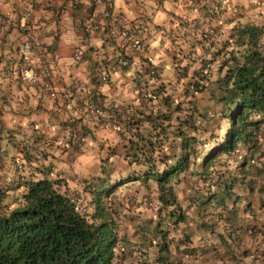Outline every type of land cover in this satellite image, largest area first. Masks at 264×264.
Returning a JSON list of instances; mask_svg holds the SVG:
<instances>
[{"label": "trees", "instance_id": "obj_1", "mask_svg": "<svg viewBox=\"0 0 264 264\" xmlns=\"http://www.w3.org/2000/svg\"><path fill=\"white\" fill-rule=\"evenodd\" d=\"M191 1L197 2V10L204 8L205 16L211 12L212 0ZM191 1L185 0L187 6ZM257 1L249 0L247 5ZM247 5L243 9L248 14L245 23L236 16L237 6H242L238 2L213 9L211 14L217 12L213 17L218 31L214 39L204 32V21L199 22L196 16L179 18L176 25L187 24V36L179 38L181 35L175 31L171 44L184 41L187 54L200 61L192 81L183 89V98H171L170 93L163 92L167 87L159 84L150 90V99L158 98L153 104L156 112L104 117L116 127L110 130L105 125L111 134L99 144V159L90 182L85 178L81 187L72 190L65 186L68 179L52 169L50 145L45 144L43 132L34 135L31 142L15 145L26 170L16 167L17 177L12 180L0 174V264H194L191 259L197 254L190 247L195 241L188 232V210H196L198 225L205 216L199 212L207 208L213 213L224 212L228 218L242 195L239 190L253 191L256 186L262 193L260 205H264V183H257L264 178V165L257 162L254 170L249 169L251 160L258 161L264 155L263 26L254 20ZM221 9L226 10L222 16V12L218 15ZM224 50L229 55L218 56ZM210 57L216 61L213 66L224 70L215 80L222 104L221 115L214 119L201 111L199 100L193 98L194 91L209 85L213 66L206 68L204 60L213 62ZM221 117H226L230 125L217 135L214 130L219 128ZM197 119L199 123L195 124ZM77 137L72 134L70 143L80 151ZM240 141L246 147L242 158L237 157ZM3 146L0 139V172L5 173L7 151ZM116 163L122 169L114 176ZM180 174L187 182L183 199L178 198L174 185ZM129 184L134 191L144 188L148 197L155 194L163 206H172L165 226L160 221L155 224L158 252H152L143 235L138 243H124V236L118 235L111 205L105 198L113 201L114 191ZM7 196L16 203L5 200ZM226 199H230L229 206L223 203ZM184 202L188 209H184ZM203 223L206 225L207 220ZM146 224L140 230L144 234L149 229Z\"/></svg>", "mask_w": 264, "mask_h": 264}, {"label": "crops", "instance_id": "obj_2", "mask_svg": "<svg viewBox=\"0 0 264 264\" xmlns=\"http://www.w3.org/2000/svg\"><path fill=\"white\" fill-rule=\"evenodd\" d=\"M70 1L41 0L33 12L30 23V27L39 34L51 54L53 83L57 92L56 98H53L45 89L24 81L20 73L19 48L26 33L19 27V15L24 8V1L0 0V14L12 21L8 30L0 31V139L1 145L3 144V148L7 151L5 173L0 172V174L6 180L17 177L18 170L14 160L19 157L20 152L15 145L31 142L34 135L43 132L45 144L50 145L49 160L53 170L57 172V168H60L59 177H66L68 183L65 186L72 190L71 177L69 174L62 173L72 164L67 162L68 158L72 157L70 143L72 134L85 130L91 131L93 137L102 139L108 137L111 132L104 128V119L89 120L84 113L77 115L72 121V109L67 107L68 104L83 103L86 97H93L102 105L105 118L111 115L128 116L129 113L141 116L145 110H148L145 107L147 105L135 93L139 85L138 81L142 84L141 82L147 80L141 71L140 54L128 49L123 40H108L102 30L87 31L84 23L93 9H102L104 4L108 5L113 17L123 22L135 20L138 17L148 18L150 23L148 39L153 46L148 54L154 60L163 53V45L159 44L160 40L168 43L170 47L173 45L170 39L175 33L176 23L181 16H196L199 22L204 21V25L207 23L210 25L212 21L203 13L204 8L196 11L193 9L197 8V4L191 6L188 3L187 6V2L191 0H186L187 2L160 0L159 3L154 0H103L102 3L96 0H79L76 7H71ZM218 1L216 0V4L218 3L219 6H224L225 3L230 6L237 2H249V0ZM257 3L264 35V0H258ZM145 5L151 9V14H148ZM209 5L211 9V3ZM189 13L197 14L189 15ZM222 27L225 28L226 25L223 24ZM75 49L81 50L82 57L79 62L72 63V52ZM182 49L184 50V47ZM119 51L128 53L130 66L111 74L107 82L100 81L95 74L97 66L107 63L108 59ZM148 54L146 56H149ZM85 55L89 56L88 62L83 60ZM186 55L185 59L193 61L190 58L194 56ZM193 62H196L195 58ZM122 91L124 92L121 93ZM174 98L182 99L183 97ZM157 101L158 98L151 99L152 104ZM199 101L197 102L199 108L201 105L209 106ZM219 102L222 104L220 100ZM261 128L264 130V123L261 124ZM214 131L218 135L223 132V129L217 128ZM261 138L264 139V132ZM90 139L92 141L94 138H89V141ZM74 153L79 151L76 150ZM12 156H15L13 160ZM5 200L12 202L13 205L16 203L10 196H7ZM231 224L233 231L230 233L237 241L249 231V224L241 222L238 218H235ZM255 234L254 238L259 240L260 236ZM207 243L209 242H205L204 245Z\"/></svg>", "mask_w": 264, "mask_h": 264}, {"label": "rangeland", "instance_id": "obj_3", "mask_svg": "<svg viewBox=\"0 0 264 264\" xmlns=\"http://www.w3.org/2000/svg\"><path fill=\"white\" fill-rule=\"evenodd\" d=\"M216 0H212L214 3ZM242 4V6L238 7L236 12V16H240V19L242 21L240 23H245V21L248 19V14H246L244 9V5L246 6L247 3L245 2H238ZM147 8L148 14H151V9L145 5ZM249 9L253 10L254 12H250L253 15L254 20L261 22L262 19L259 17L260 12L258 9V4H252V5H247ZM218 6L215 8L217 10ZM196 10V7L193 9ZM222 10V9H221ZM251 10V11H252ZM213 13V7L210 10ZM226 10L218 11V15L222 12L221 16ZM211 12L206 15L207 17H210L212 21L211 23H215L214 15L217 16V12L215 14H211ZM226 15V13H225ZM238 16V17H239ZM208 24V23H207ZM205 24V26H207ZM209 25V24H208ZM187 24H182L181 26L176 27V33L180 34L179 38L185 39L187 36ZM180 40V39H179ZM264 35L261 36V42L262 45H264ZM183 42L176 43L178 45V49H181L180 46L185 50H187V45L183 44ZM165 44V49H167L168 43ZM164 52V50H163ZM160 59L164 62L165 64L164 67L161 68L162 75L165 76V82H161V88L167 87L166 91H163L164 93H170V97H181L183 95V89L189 84L188 82L193 79V71L195 68V63H187L183 61L184 64H182V71L181 75L178 78L176 76L174 79L169 80L167 75L175 73V71L179 68L180 64V59L174 55V49L170 47L169 50V55L166 56V53L164 52L162 56H159ZM83 60L86 62L89 61V56L85 55ZM185 67V68H184ZM185 69V70H183ZM224 71L219 70L217 67L213 66L210 69V78H209V85L200 91H197L194 93L193 97H196V99L200 100L199 102L207 104L209 106L206 107V105H201L200 109L201 111L204 112H214L218 113L220 112L221 109V103L219 102V96L221 94V91L215 88L216 82L215 80L217 77L223 73ZM192 81V80H191ZM149 89L152 90L154 87L158 85H148ZM134 91V89H131ZM122 91L121 93H123ZM126 92V91H125ZM153 92V91H152ZM128 93V92H127ZM136 93V92H135ZM210 97V98H209ZM203 99V100H202ZM208 99V100H207ZM209 101V102H206ZM221 114L218 115V117ZM101 116L99 117H91L88 116L89 120H98ZM226 124L230 125V121H226L224 117L220 118L219 121V128L224 129L227 127ZM93 134H90L89 138H94L88 140L86 143V148H81L79 153H72V157L70 156L67 160V162H72L70 164L69 168H65L62 173H65L66 175L69 174V176L72 179V187H78L80 185L81 180H84L87 178V180L90 182L91 180V173H93L94 169L96 168V165L98 163L99 159V144L102 139H97L96 137L91 136ZM112 140V139H111ZM261 141L263 142L264 139L262 138ZM261 142V143H262ZM207 143H210L207 142ZM237 147L240 148V153L243 152V150L246 148L244 145L243 141H240L237 144ZM263 156H260L258 162V165H264V160ZM242 158V156H241ZM241 160V159H239ZM254 163H252L253 165ZM56 165V164H55ZM115 167V166H114ZM58 171H60L59 167L57 168ZM122 169L121 165L116 163V167L113 170V175L115 176L118 174V172ZM113 176V177H114ZM181 178L180 180L176 183L174 182V185L176 187V192L178 194V198L183 199L184 197V188L186 189L187 182L183 177V174H180ZM183 177V178H182ZM257 183L263 184L264 183V178H259ZM80 185L79 187H81ZM130 191H134L132 188L131 184L128 186H121L118 187L114 191V194L118 196V198L114 195L112 196L113 201L110 202L109 198H105V201L107 203H110V212L114 218L115 224H116V230L118 231V235L124 236L123 237V242H134L138 243L141 241L142 238H146V243H149L151 245L152 252H158V245L157 239L154 236V231L156 229V223L158 221L161 222L162 226H165V222L168 221V216H167V211L172 207L171 205L169 206H163L161 203L158 202L157 198L155 197V194H151V197L154 198V205L152 206H146V207H139L136 205H128L124 202V195ZM138 192V194L146 195L148 191H146L144 188H140L139 190L135 191ZM240 193L243 194V196H240V201L235 202V207H238L236 211L230 212V215H233L232 213L235 212L238 215V220L241 222L243 220H248L249 215L248 212H245L244 209V203L247 200L251 201V205L254 209L258 210V226L259 229L255 231V235H259L260 238L259 240L254 238V234L250 235L254 231H248L246 235L241 236V238L237 241V239L231 235L230 232L233 230L231 229L230 223H225L223 219H217V217L214 215L213 211H210L207 208L205 209L204 212L199 214H202L204 218L201 219V225H198L195 222V216H197L196 210L191 209L190 212V231L191 237H198V240H206V237H210V242L206 245H198L195 244L191 241L190 247H194V253L197 254L194 256V259H191L192 262L195 261L197 264H214V262H217L219 264H264V205H260V199L262 196V193L257 189V186L254 188V192L248 193L247 191H241L239 190ZM148 196V195H147ZM235 195L233 194V198ZM106 203V204H107ZM184 209H186L185 202L182 203ZM210 211V212H209ZM213 213V214H212ZM207 215V216H206ZM206 219L207 223L206 225H203V220ZM145 222H148L147 227L149 228L146 233H142L140 230L143 228ZM230 229V230H229ZM202 230V231H201ZM211 232H214V234H211ZM177 235V234H176ZM190 237V239H191ZM200 237V238H199ZM257 240L258 242H254ZM194 245V246H191ZM202 246V248H200ZM126 247V245H125ZM199 247V248H198ZM206 247V248H205ZM198 249V250H196ZM248 256L247 258H245ZM183 257V256H182ZM185 258V257H183ZM262 261H261V260ZM219 260V261H218ZM194 263V264H195Z\"/></svg>", "mask_w": 264, "mask_h": 264}, {"label": "built area", "instance_id": "obj_4", "mask_svg": "<svg viewBox=\"0 0 264 264\" xmlns=\"http://www.w3.org/2000/svg\"><path fill=\"white\" fill-rule=\"evenodd\" d=\"M24 8L19 15V27L22 31H25V38L23 39L19 48V57L21 60V71L24 81L27 83L38 86L45 89L52 97L57 96L55 86L53 84V66L50 60V51L47 45L43 42L39 34L30 27L33 12L41 3V0H23ZM98 3H102L103 0H96ZM159 2L160 0H154ZM79 0H71L70 6L76 7ZM197 2L191 1L190 5L195 6ZM102 9H93L91 15L86 21V28L89 30L99 29L100 27L107 26L108 35L113 38H124L126 45L136 52H145L150 49L149 44L146 41V28L148 21L143 17H138L135 20L123 22L120 19L113 17L112 10L108 5H103ZM101 18V19H100ZM11 20L4 18L0 14V31H6L9 29ZM208 34L216 32L214 26L205 27L204 29ZM163 34V33H162ZM165 35V34H163ZM80 51L75 50L72 55V61L77 62L80 59ZM129 65V58L123 53L114 54L111 59L103 65H100L97 71L98 77L102 81L108 80V77L112 73H116L121 69ZM146 75L150 81L158 82L160 80L158 69L151 63L144 64ZM141 98L144 102H149V92L147 89H141ZM72 109V114L77 115L80 113H86L88 115H99L101 113V106L92 98L86 99L83 103H76L73 105H67ZM213 113H209L212 116ZM77 145H82L85 136L78 135ZM18 169L24 168V161H17ZM130 200L137 201L138 205H150L152 201L147 198H138L136 194L129 197Z\"/></svg>", "mask_w": 264, "mask_h": 264}, {"label": "clouds", "instance_id": "obj_5", "mask_svg": "<svg viewBox=\"0 0 264 264\" xmlns=\"http://www.w3.org/2000/svg\"><path fill=\"white\" fill-rule=\"evenodd\" d=\"M253 1H256V0H253ZM197 6V5H196ZM213 7V9H215L216 7H217V5H216V1L213 3V2H211V8ZM111 9V8H110ZM90 15H91V13H90ZM90 15H88L87 16V18H86V20H85V23H84V27H85V29L87 30V31H97V30H102L105 34H106V38L108 39V40H123V43L125 44V46H127L128 47V45H126V42H125V40H124V38H122V37H116V38H113V37H111L110 35H108V28H107V26H104V27H100L99 29H95V30H89V29H87L86 28V21L88 20V18L90 17ZM144 19H146L147 21H148V25H147V28H146V35H147V38H146V41H147V43L149 44V46H150V49L149 50H147V51H145V52H136V51H133V50H131L129 47H128V49H130L131 51H133V52H135V53H139L140 54V57H139V63H141V67H142V69H141V71H143V75L145 76V78L147 79L146 81L144 80L143 82H141L142 84H140V81H138V87L135 89L136 91V94L140 97V99H141V101L144 103V104H146L147 106H145V107H147V109L149 110V111H152V112H156L157 111V109H156V107H154V105L151 103V99H150V89H149V86L148 85H159L161 82H163L164 80H165V76H163L162 75V72H161V68L162 67H164L165 66V64H163L164 62L162 61V59H160V58H158L157 60H154L151 56H150V54H148L150 51H151V49H152V44H151V42H150V40L148 39V35L150 34V32H149V26H150V23H149V20H148V18H145V17H143ZM101 19V18H100ZM209 26H214V24L213 23H211L210 25H207V26H205V27H209ZM215 27V26H214ZM216 29V28H215ZM204 32H205V30H204ZM208 34V33H207ZM209 36L211 37V38H216V37H218V31H216L215 33H212V34H209ZM160 43H162V45H163V50H164V52L166 53V56H168L169 55V50H170V47H167V49H165V45H164V43L162 42V40H160L159 41V44ZM173 49H174V55L175 56H177L179 59H180V64H179V68H178V70H176L175 71V73H173V74H170V75H167V77L169 78V80H171V79H174L176 76H178V78L180 77V75H181V71H182V64H184L183 63V61H185V62H187V63H194L193 61H194V59L191 57L190 58V60H193V61H189V60H187V59H185L184 58V56H187L186 54H187V52H188V50H181V49H178L177 47H178V45H172L171 46ZM180 48H182L181 46H180ZM75 50H79L80 51V56H81V50L80 49H75ZM74 50V51H75ZM73 51V52H74ZM187 51V52H186ZM73 52H72V55H73ZM163 52V53H164ZM117 53H123V54H125L126 56H128V58H129V65L127 66V67H125V68H128L129 66H130V64H131V61H130V57H129V55H128V53L127 52H125V51H119V52H117ZM162 53V54H163ZM116 54V53H115ZM149 55V56H146V55ZM162 54H161V56H162ZM114 55V54H113ZM112 55V56H113ZM225 56V57H227L228 55H229V52L227 51V50H224V51H222V52H220V54L218 55V56ZM111 56V57H112ZM82 57V56H81ZM81 57H80V59H81ZM111 57L108 59V61L111 59ZM210 58H212L213 59V57H210ZM80 59L77 61V62H79L80 61ZM189 59V58H188ZM214 60V59H213ZM107 61V62H108ZM196 62H195V65L197 64V61H199V60H195ZM206 61V62H205ZM200 62V61H199ZM204 62H205V67L206 68H211L214 64H216V61L214 60L213 62L212 61H208L207 59H205L204 60ZM72 63H76V62H73L72 61ZM147 63H151V64H153V65H155L156 66V68L158 69V72H159V76H160V80L158 81V82H152V81H150V79H149V77L146 75V72H145V65L144 64H147ZM106 64V63H105ZM101 65H103V64H101ZM185 65V64H184ZM99 66L100 65H98L97 66V68H96V70H95V74H96V76L98 77V75H97V71H98V68H99ZM186 66V65H185ZM187 66H189V65H187ZM125 68H123V69H125ZM185 68V67H184ZM123 69H121V70H123ZM120 70V71H121ZM183 70H185V69H183ZM220 70V69H219ZM221 71H224V70H221ZM54 72V71H53ZM119 72V71H118ZM117 73V72H116ZM112 74H114V73H112ZM222 74V73H221ZM111 75V74H110ZM110 75H109V77H110ZM54 76V75H53ZM109 77H108V80H109ZM99 78V77H98ZM99 80L100 81H102L100 78H99ZM108 80H106V81H102V82H107ZM30 84V83H29ZM54 84V83H53ZM142 88H145V89H147L148 90V92H149V102L148 103H146V102H144L143 100H142V98H141V89ZM196 91H194V93H195ZM51 96V95H50ZM52 97V96H51ZM53 98H56V97H53ZM88 98H92V99H94L97 103H98V101L95 99V98H93V97H86L85 99H84V101L86 100V99H88ZM100 106H101V113L99 114V115H95V116H93V115H88V114H86V113H84V114H86L87 116H91V117H99V116H101L99 119H104V117H106L105 116V114H103V109H102V105L100 104V103H98ZM69 105V104H68ZM72 105H73V103H72ZM148 106H149V108H148ZM209 113H213V115L212 116H209ZM81 114V113H80ZM207 114V116L209 117V118H212V119H214V118H216V117H218V115L220 114V112H218V113H214V112H207L206 113ZM77 115H79V114H77ZM76 114L75 115H73L72 114V121L76 118V116H77ZM104 115V116H103ZM103 116V117H102ZM224 119H226V117H224ZM226 121H228V119H226ZM100 123H102L101 121H100ZM194 123L195 124H198L199 123V121H198V119L196 120V121H194ZM104 125H106L107 127H109L110 128V130H113V128L114 127H116V125L115 124H112V123H109V122H105L104 123ZM227 126H229V124H226ZM225 127V126H224ZM104 128H106V127H104ZM225 129V128H224ZM223 129V130H224ZM263 130V129H262ZM264 131V130H263ZM78 135H84L85 136V140H84V142H83V144L82 145H80V147L81 148H84V146H85V144L87 143V141L89 140V137H90V134H92L91 133V131H87V133H83V131L82 132H80V133H77ZM215 134H216V132H215ZM219 135V134H218ZM262 136V135H261ZM51 137V136H50ZM262 139V138H261ZM80 148V149H81ZM246 150V148L243 150V151H245ZM76 150H75V148L74 147H72V153H74ZM243 154V152L242 153H240V149H239V152H238V154H237V157H240L241 155ZM18 160H21V161H24L22 158H16L15 159V165H16V167H17V161ZM255 160V159H254ZM254 160H251L250 161V163L251 164H249V169L250 170H254V167L255 166H257V161L255 162ZM252 163H254L253 165H252ZM26 166H25V162H24V168L22 169V170H26V168H25ZM18 168V167H17ZM52 169H53V167H52ZM57 171H58V169H57ZM241 191H247L248 193H252V192H254V190L253 191H248V190H244V189H240ZM133 194H136L137 196H138V198H147V199H149V200H151L152 201V204H150V205H138V203H137V201H135V200H130L129 199V197L130 196H132ZM242 194V193H241ZM242 196H243V194H242ZM240 201V200H239ZM124 202L126 203V204H130V205H136V206H139V207H146V206H152V205H154V199L153 198H151V197H148L147 195H142V194H138V192H135V191H130V192H128V193H126L125 195H124ZM224 205L225 206H229L230 205V199H226L224 202ZM245 205H244V209L243 210H245V212H248V214L247 215H249V218H248V220H243L244 222H246V224H249L248 226V228H249V231H257V229H259V226H258V210L257 209H254L253 207H252V205H251V201L250 200H247V201H245V203H244ZM186 206V205H185ZM84 208V207H83ZM189 207H187L186 206V209H188ZM238 209V207H236V209H235V211ZM208 210H210V209H208ZM188 211H190V210H188ZM219 210H217V211H215V213H217ZM215 213H214V215H215ZM233 215H230L229 214V217L228 218H225L224 217V212H222V213H220V211H219V214H217V215H215L216 217H217V219H223V221L226 223H230V225H232L231 223L232 222H234L235 221V218L237 219L238 218V215L235 213V212H233L232 213ZM242 221V222H243ZM186 230H187V228H186ZM230 230V229H229ZM188 232H190V230H188ZM211 234H214V232H211ZM194 238V241H195V244H201V245H204L205 244V242H210V237H206L207 239L206 240H198L197 238L198 237H193ZM200 238V237H199ZM208 244V243H207ZM119 245L122 247L123 246V244H122V242H120L119 243ZM219 261V260H218ZM195 262V261H194ZM195 264H197V263H195ZM214 264H219V263H217V262H214Z\"/></svg>", "mask_w": 264, "mask_h": 264}]
</instances>
